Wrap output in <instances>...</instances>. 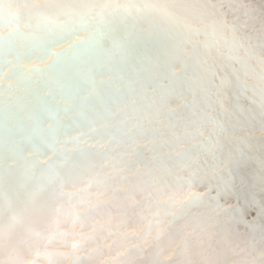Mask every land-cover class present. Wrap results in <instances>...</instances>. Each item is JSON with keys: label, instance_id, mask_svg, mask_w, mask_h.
<instances>
[{"label": "snow or ice", "instance_id": "6c2138e0", "mask_svg": "<svg viewBox=\"0 0 264 264\" xmlns=\"http://www.w3.org/2000/svg\"><path fill=\"white\" fill-rule=\"evenodd\" d=\"M0 264H264V0H0Z\"/></svg>", "mask_w": 264, "mask_h": 264}]
</instances>
